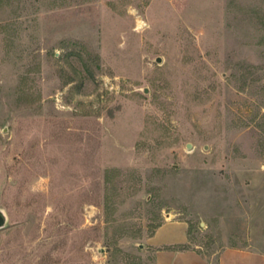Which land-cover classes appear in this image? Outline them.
Instances as JSON below:
<instances>
[{
    "label": "rangeland",
    "instance_id": "obj_1",
    "mask_svg": "<svg viewBox=\"0 0 264 264\" xmlns=\"http://www.w3.org/2000/svg\"><path fill=\"white\" fill-rule=\"evenodd\" d=\"M0 210V264L264 254V0H0Z\"/></svg>",
    "mask_w": 264,
    "mask_h": 264
},
{
    "label": "crops",
    "instance_id": "obj_2",
    "mask_svg": "<svg viewBox=\"0 0 264 264\" xmlns=\"http://www.w3.org/2000/svg\"><path fill=\"white\" fill-rule=\"evenodd\" d=\"M188 242L187 225L183 221H165L149 237L148 247L153 264H211L193 248H175ZM217 264H264V254L257 251L226 247L217 256Z\"/></svg>",
    "mask_w": 264,
    "mask_h": 264
},
{
    "label": "water",
    "instance_id": "obj_3",
    "mask_svg": "<svg viewBox=\"0 0 264 264\" xmlns=\"http://www.w3.org/2000/svg\"><path fill=\"white\" fill-rule=\"evenodd\" d=\"M156 61L159 62L160 61V57H157ZM6 221H7V218H6L5 213L2 210H0V228L5 226Z\"/></svg>",
    "mask_w": 264,
    "mask_h": 264
},
{
    "label": "trees",
    "instance_id": "obj_4",
    "mask_svg": "<svg viewBox=\"0 0 264 264\" xmlns=\"http://www.w3.org/2000/svg\"><path fill=\"white\" fill-rule=\"evenodd\" d=\"M175 248H184V247H182L180 245H176Z\"/></svg>",
    "mask_w": 264,
    "mask_h": 264
}]
</instances>
